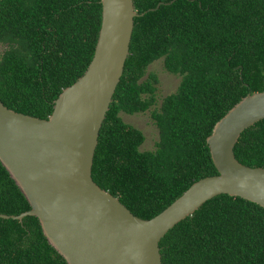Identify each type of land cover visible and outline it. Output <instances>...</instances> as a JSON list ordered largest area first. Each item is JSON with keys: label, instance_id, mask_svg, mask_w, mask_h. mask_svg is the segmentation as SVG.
Returning <instances> with one entry per match:
<instances>
[{"label": "trees", "instance_id": "16d2710c", "mask_svg": "<svg viewBox=\"0 0 264 264\" xmlns=\"http://www.w3.org/2000/svg\"><path fill=\"white\" fill-rule=\"evenodd\" d=\"M162 2L160 7L157 4ZM139 13L130 55L100 131L92 175L137 216L163 211L194 182L214 175L207 137L236 103L264 90V0H134ZM154 8V9H151ZM148 10V11H147ZM102 22L101 0H0V100L47 118L64 88L88 68ZM164 59L181 75L152 118L159 140L141 150L144 132L121 112L157 103ZM237 159L264 167V119L247 128ZM31 209L0 161V212ZM163 264H264V207L217 195L160 241ZM0 264H67L48 242L38 217H0Z\"/></svg>", "mask_w": 264, "mask_h": 264}, {"label": "water", "instance_id": "95a60500", "mask_svg": "<svg viewBox=\"0 0 264 264\" xmlns=\"http://www.w3.org/2000/svg\"><path fill=\"white\" fill-rule=\"evenodd\" d=\"M101 3L94 56L84 74L63 89L47 118L15 111L0 100V161L31 205L0 217H38L67 264H163L162 238L209 199L229 194L264 207V167L243 164L235 155L241 134L264 119V90L243 97L207 137L217 174L194 182L154 217L135 215L95 182L92 169L130 55L135 17L146 11L139 13L134 0Z\"/></svg>", "mask_w": 264, "mask_h": 264}, {"label": "rangeland", "instance_id": "374dc122", "mask_svg": "<svg viewBox=\"0 0 264 264\" xmlns=\"http://www.w3.org/2000/svg\"><path fill=\"white\" fill-rule=\"evenodd\" d=\"M5 48L6 45L0 44V57ZM148 72H155L159 76L156 105L152 106L145 112L134 114H129L124 111L121 112V117L125 122L134 125L144 132L146 139L140 147L141 150H151L156 147V142L159 140V129L152 118V111L160 108L163 98L166 95L173 93L178 89L182 79L181 75L173 74L165 68L163 58L153 62L149 66Z\"/></svg>", "mask_w": 264, "mask_h": 264}]
</instances>
